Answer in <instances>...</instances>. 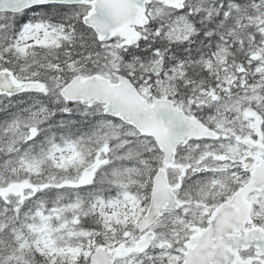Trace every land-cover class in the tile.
<instances>
[{
	"label": "snow or ice",
	"instance_id": "snow-or-ice-1",
	"mask_svg": "<svg viewBox=\"0 0 264 264\" xmlns=\"http://www.w3.org/2000/svg\"><path fill=\"white\" fill-rule=\"evenodd\" d=\"M0 264H264V0H0Z\"/></svg>",
	"mask_w": 264,
	"mask_h": 264
}]
</instances>
